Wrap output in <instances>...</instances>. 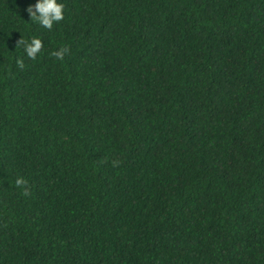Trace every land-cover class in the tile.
I'll use <instances>...</instances> for the list:
<instances>
[{
    "label": "trees",
    "instance_id": "obj_1",
    "mask_svg": "<svg viewBox=\"0 0 264 264\" xmlns=\"http://www.w3.org/2000/svg\"><path fill=\"white\" fill-rule=\"evenodd\" d=\"M34 2L0 0V264H264V0Z\"/></svg>",
    "mask_w": 264,
    "mask_h": 264
},
{
    "label": "clouds",
    "instance_id": "obj_2",
    "mask_svg": "<svg viewBox=\"0 0 264 264\" xmlns=\"http://www.w3.org/2000/svg\"><path fill=\"white\" fill-rule=\"evenodd\" d=\"M12 2L15 4V0H12ZM64 7L62 0H35L34 3L25 8V11L28 13L30 21L38 23L43 28L51 29L54 23L64 19ZM16 44H22L24 55L32 60H35L43 51V42L38 36H31L27 41L20 36ZM67 52L68 48L63 47L55 50L51 55L62 60ZM16 64L19 68H23V58L17 57ZM15 184L17 186L26 185L27 181L18 176L15 179ZM25 194H27V188H25Z\"/></svg>",
    "mask_w": 264,
    "mask_h": 264
}]
</instances>
